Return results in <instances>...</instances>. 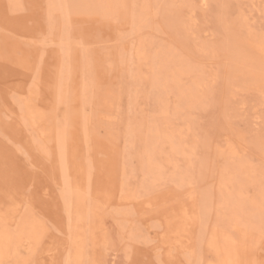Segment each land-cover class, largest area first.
<instances>
[{"label":"rangeland","instance_id":"1","mask_svg":"<svg viewBox=\"0 0 264 264\" xmlns=\"http://www.w3.org/2000/svg\"><path fill=\"white\" fill-rule=\"evenodd\" d=\"M62 1L0 0V264H264V0Z\"/></svg>","mask_w":264,"mask_h":264},{"label":"bare ground","instance_id":"2","mask_svg":"<svg viewBox=\"0 0 264 264\" xmlns=\"http://www.w3.org/2000/svg\"><path fill=\"white\" fill-rule=\"evenodd\" d=\"M51 1H53V0H51ZM58 2L59 0H55V2ZM61 1L62 0H60V3H61ZM99 1V0H98ZM97 1V2H98ZM109 1L110 0H100V3L102 4V5H104V6H106L105 4H107L108 5V3H109ZM64 1H62V3H63ZM53 3V2H52ZM59 3V2H58ZM58 3H57V5H58ZM56 4V3H55ZM95 4V3H94ZM46 5V4H45ZM57 5H55L57 8H59V5H61V4H59L58 6ZM63 5H65V4H63ZM63 5H61V6H63ZM139 6V5H138ZM64 9H65V7H63ZM62 8V9H63ZM47 9V8H46ZM63 9V10H64ZM145 9V8H144ZM64 13V12H63ZM137 22V21H136ZM143 47V46H142ZM141 55V54H140ZM139 57V56H138ZM166 59V58H165ZM161 60V59H160ZM163 60V59H162ZM159 65L160 64H164V61L163 62H160V63H158ZM182 65V64H181ZM164 66L166 67L167 65H161V68H159L158 70H156L154 73H153V75H152V79H151V87H158V85H160V86H163L164 88L162 89V90H164L163 92H165V93H167L168 91H170V90H172V88L173 87H175V85H177V83H178V78H176L175 76H173V74L174 73H172L171 74V72L169 71V70H166L165 68H164ZM169 66V65H168ZM176 67V66H175ZM163 68L165 69V71L163 70ZM184 68V67H183ZM170 69V68H169ZM176 69L178 70V71H181L182 72V69H180L179 70V68L178 67H176ZM171 70V69H170ZM174 70H175V68H174ZM192 70V69H191ZM172 71V70H171ZM173 72V71H172ZM176 73H177V71H176ZM179 73V72H178ZM148 74V73H147ZM183 74H185V73H183ZM189 75V74H188ZM148 77V76H147ZM205 80V79H204ZM185 84V83H184ZM197 84V82H191V83H189V85H187L186 86V89H184V90H181V88H178V91H179V95L181 96V98H184V97H188V96H190L189 97V99L191 100V97H193L194 96V94H193V92H194V85H196ZM183 85V84H182ZM146 86V85H145ZM147 87V86H146ZM182 87V86H181ZM202 87V86H201ZM183 88V87H182ZM187 89H188V92H187ZM181 90V91H180ZM174 91H176V90H173V92ZM177 92V91H176ZM175 92V93H176ZM198 92H199V90H198ZM169 93V92H168ZM161 94V93H160ZM156 95H159V94H157L156 93ZM162 95V94H161ZM196 96V95H195ZM157 97V96H156ZM160 97V96H159ZM157 99V98H156ZM177 99V98H176ZM178 100V99H177ZM154 101V100H153ZM156 101V100H155ZM197 101V100H196ZM202 101V100H201ZM180 103V102H179ZM193 104V103H192ZM166 107V106H165ZM164 107V108H165ZM171 108V107H170ZM162 109V108H161ZM172 119H173V117H172ZM172 122V121H171ZM140 126V125H139ZM134 128L135 129H137L138 128V126H134ZM143 128V127H142ZM135 131V133H134V137H136L137 135H141V134H143L144 133V137H143V141H141L142 142V146H143V153L146 155L145 157H144V161H142L143 162V164H141V171H144V175L145 176H148L149 178H150V181L152 182L153 180H155L156 181V179H157V177H160L161 176V173L163 172V170L165 169V166H164V164H163V161H165L166 160V158L167 157H165V155L163 154V156L165 157V159H164V157H162V154H159V158L158 157H156V153H155V149H157V148H155V146H156V144H157V142L160 140V138H164V140L163 141H161V143H163V142H167L168 144H169V147L168 148H170L168 151H170V155H172L171 153L172 152H175V148H178L177 147V145L175 144V143H177L176 141L174 142L173 140H174V137L172 136V135H170V134H165V136H162L161 135V133L158 131V129L156 128V126L154 127L153 125H148L147 124V128L145 129L144 128V130H141V129H139V130H134ZM164 133V132H163ZM162 133V134H163ZM179 134V133H178ZM187 135V134H186ZM186 138V137H185ZM140 139V138H139ZM176 139V138H175ZM136 142V141H135ZM181 142V141H180ZM147 143V144H146ZM181 143H183V141L181 142ZM185 143V142H184ZM190 143V142H189ZM188 143V144H189ZM187 144V145H188ZM183 145V144H182ZM185 145V144H184ZM196 147V146H195ZM194 146L192 147V145L191 146H188V149H189V153H191V154H194L193 153V149L195 148ZM180 149H181V147H180ZM183 149V148H182ZM184 149H185V147H184ZM186 150V149H185ZM184 150V151H185ZM181 151V150H180ZM186 152V151H185ZM194 152H195V150H194ZM177 153H178V151H177ZM174 155V154H173ZM189 155V154H188ZM185 158H187V157H185ZM189 158L191 159L192 158V155H191V157L189 156ZM181 159V158H180ZM141 160H143V159H141ZM186 162H187V159H184ZM154 163H152V162ZM180 161V160H179ZM190 161V160H189ZM185 164V163H184ZM191 170L192 169H189V168H186L185 170H184V172H181V174L182 175H175L174 173L176 172V171H173V172H171L170 173V175L171 176H176L177 177V181L178 180H182L183 181V179L187 176V175H189V173L191 172ZM189 177V176H188ZM244 177V176H243ZM160 179V178H159ZM235 181V180H234ZM238 182V181H237ZM239 185V184H238ZM225 191V190H224ZM232 193V192H231ZM228 198V197H227ZM231 200V199H230ZM234 201V200H233ZM238 204V203H237ZM244 206H246V205H244ZM243 206V207H244ZM231 207V206H230ZM237 208V207H236ZM232 210V209H231ZM255 214H256V212H255ZM243 220H244V218H243ZM258 221V220H257ZM259 222V221H258Z\"/></svg>","mask_w":264,"mask_h":264}]
</instances>
